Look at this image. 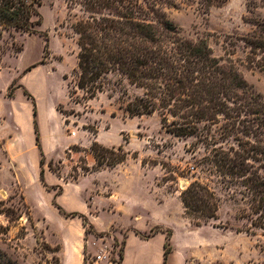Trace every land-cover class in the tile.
Returning <instances> with one entry per match:
<instances>
[{"label":"rangeland","instance_id":"obj_1","mask_svg":"<svg viewBox=\"0 0 264 264\" xmlns=\"http://www.w3.org/2000/svg\"><path fill=\"white\" fill-rule=\"evenodd\" d=\"M103 2H139L143 16L169 22L187 41L205 40L223 64L233 62L248 86L238 92L243 110L231 113L237 121L219 115L201 123L197 134L177 137L163 127L162 110L130 118L119 108L144 92L127 80V97L119 89L91 100L81 90L71 95L79 53L77 24L90 16L118 15L116 9L101 7ZM41 13L38 34L7 38L3 48L0 224L9 230L0 247L18 264H55L56 257L68 264L72 254H84L83 264H123L126 236L134 228L148 235L161 227L174 234L167 264H264V229L252 225L256 216H251L246 189L229 171L238 162L245 164L248 176L264 175V72L249 68L250 44L264 41V0H43ZM34 103L45 176L57 182L53 187L46 177L45 187L40 177ZM95 143L109 150L122 147L126 160L115 164L116 155L106 154L100 165ZM196 181L207 184L219 199L217 219L200 229L181 200ZM58 187L81 196L92 208L87 221L58 219L56 210L47 211L52 197L54 204L61 193ZM118 208L127 216L117 217ZM250 229L255 234L245 232Z\"/></svg>","mask_w":264,"mask_h":264},{"label":"trees","instance_id":"obj_2","mask_svg":"<svg viewBox=\"0 0 264 264\" xmlns=\"http://www.w3.org/2000/svg\"><path fill=\"white\" fill-rule=\"evenodd\" d=\"M86 5L89 10L96 9V5ZM42 7L43 0H0V66L7 38L39 33L38 27L43 25ZM101 7L116 9L118 15L90 16L88 20L77 24L75 30L79 35V53L73 72L71 95H77L78 90H81L86 95L85 99L91 100L101 93L117 92L119 89L127 97L128 91L123 90L127 80L130 85L144 92L132 100L124 101L119 108L130 118L152 115L162 110L163 127L177 137L197 134L201 123L215 121L219 115L237 121L231 113L243 110L238 92L248 86L233 62L223 64V59L213 55V50L205 40L187 41L177 36L176 29L169 22L150 20L146 15L143 16L145 10L139 2H103ZM250 45L249 68L256 67L264 72V41L252 42ZM259 55H262V62L258 60ZM13 95L14 92L9 93V97ZM25 95L31 97L27 91ZM168 114L174 119L168 118ZM37 116L34 103L33 127L41 154L40 177L43 185L48 187ZM92 149L95 157L100 158V165L105 164L106 154L116 155L118 160L115 164L126 160L122 147L117 151L109 150L95 143ZM229 167V171L241 179L238 182H242L252 204L251 216H256L255 220L251 219L252 225L264 229V175L248 176L244 173L247 168L243 163L233 162ZM50 169L54 171L52 166ZM56 189L63 191L61 187ZM181 200L186 215L197 227L217 219L219 199L207 184L193 182L182 192ZM54 206L64 217H80L87 221L85 215L68 213L57 202H54ZM8 230V227L0 224V241L3 243L7 241L4 237ZM159 232L166 234L163 264H167L172 253L173 231L165 232L161 227L151 229L148 235L134 231L145 240ZM245 232L255 234L251 229ZM59 251L57 249L53 253ZM122 257L124 260V253ZM54 259L55 264H61L59 258ZM0 264L18 263L0 247Z\"/></svg>","mask_w":264,"mask_h":264},{"label":"crops","instance_id":"obj_3","mask_svg":"<svg viewBox=\"0 0 264 264\" xmlns=\"http://www.w3.org/2000/svg\"><path fill=\"white\" fill-rule=\"evenodd\" d=\"M45 177L50 187L57 185V182H55V180L49 177L48 174H46ZM48 193L49 195H51V192ZM55 200L68 213H80L83 215L91 214L92 208H90L88 204L82 200V197L81 196L79 197V195H77L76 193L68 194L67 192H64L59 196H57ZM53 201L54 198L52 197L49 208H47V211L51 214L54 212V210H56L60 215L58 216V219H63L64 216L54 206ZM118 209L120 213H118L119 216L117 217L122 219V217L127 216L125 210L120 208ZM42 218L46 222H50L51 220V218H49L46 215H43ZM115 223L123 227L126 226L123 222H120V220L117 219ZM203 227L205 226L198 228L200 229ZM134 229L141 231V228L139 227ZM173 239H174V234L172 236V240ZM165 242H166V234L163 232H159L147 240L142 239L140 236L136 235L135 233L130 232L126 236L123 264H163ZM83 263H84V254L82 256L72 254L68 260V264H83ZM62 264H66L65 258L62 259Z\"/></svg>","mask_w":264,"mask_h":264},{"label":"built area","instance_id":"obj_4","mask_svg":"<svg viewBox=\"0 0 264 264\" xmlns=\"http://www.w3.org/2000/svg\"><path fill=\"white\" fill-rule=\"evenodd\" d=\"M98 259L100 260V259H102V257L101 256H98Z\"/></svg>","mask_w":264,"mask_h":264}]
</instances>
